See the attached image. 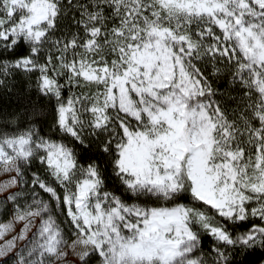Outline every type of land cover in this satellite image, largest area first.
I'll return each mask as SVG.
<instances>
[{
	"label": "snow or ice",
	"instance_id": "1",
	"mask_svg": "<svg viewBox=\"0 0 264 264\" xmlns=\"http://www.w3.org/2000/svg\"><path fill=\"white\" fill-rule=\"evenodd\" d=\"M0 264H264V0H0Z\"/></svg>",
	"mask_w": 264,
	"mask_h": 264
}]
</instances>
